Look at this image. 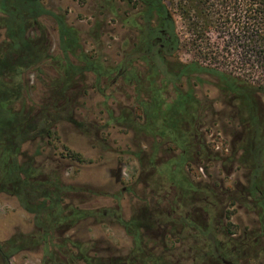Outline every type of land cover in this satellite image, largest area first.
<instances>
[{
    "label": "rangeland",
    "instance_id": "1",
    "mask_svg": "<svg viewBox=\"0 0 264 264\" xmlns=\"http://www.w3.org/2000/svg\"><path fill=\"white\" fill-rule=\"evenodd\" d=\"M42 1L50 10L62 14L64 19L79 32L80 43L88 54L99 57L105 65L110 67L115 66L123 58L127 43L120 47V38L126 35L130 39L133 30L131 27H119L112 22L109 24L110 15L108 12L99 11V0ZM1 16L0 14V22ZM39 23L46 32L51 45L50 53L54 56H62L58 48L55 19L50 15H43L39 18ZM97 24L101 25L102 32L99 30V33L102 34L95 38L92 33ZM5 41H7L6 31L4 26L0 25V53L7 50ZM177 59L186 63L194 58L191 52L183 50L177 53ZM2 61L0 58V76L4 72L0 81L8 84H21L25 77L29 80L30 86L15 87L13 91H10L6 84L0 85V133L1 131L9 132L11 138V136L15 137L17 129L22 130L23 128V137L26 138V123L29 121L35 123L37 129L31 135L32 137L37 135V138L32 144L24 141L20 143L21 154L16 155L17 159L22 163L28 162L35 168L34 177L36 179L53 176L56 170L61 169L64 181L73 187V191H69L65 196L66 203L80 204L94 211L84 220L74 224L66 234L74 241H88L87 248L95 246L96 252H93L94 249H89L84 253L85 256L124 257L128 251H132L134 258L138 256L140 262L154 263L153 259H147V257L155 258L156 252L161 251L159 245L155 243L161 234L158 232L156 234L153 228L146 229L145 226L149 223L153 225V221L161 217L158 212L162 211L163 196L167 195V199L171 197L174 199V196H177L168 183L169 180H173L178 186L186 189L189 188L188 182H193V187L197 189L201 185L200 188L206 191L207 199L212 200L216 205L208 206L211 217L206 221V226L201 223L196 230L185 227L182 232H175L172 237L174 241L166 246L170 249L167 251L168 255H165L164 261L159 264H207L206 259L204 262L192 261L194 255L199 254L197 247H200L203 238L206 237L208 241V237H214L216 241L224 240L228 243L248 241V235L243 234H245V227L249 221L250 264H264V238L257 236L259 224L253 205L250 204V219L244 211H241L237 224L238 218L236 219L235 215L232 216L233 203L231 201L235 195L232 187L235 178L229 174L232 164L241 162L238 161L240 156L235 155L237 161L234 162V156L233 158L229 155L227 157L225 153L229 146L235 147L237 141L233 142V140L244 129L234 117V104L227 102L215 86L214 76L199 73L197 78L200 80L192 78V81H189L184 77L180 79L181 90H185L189 85L193 86L194 95L199 104L195 112L191 111L195 114L199 124V138L207 145L204 154L198 156L202 157L201 159L194 158L193 151H190L187 158L188 165L184 167L188 177L187 182L179 176L178 169L168 171L170 162L180 163V158L177 157L180 150L172 144L169 146L170 150L166 151L168 153H165L164 150L168 144L162 147L153 146L154 137L149 134L154 127H160L159 131L166 134L167 131L162 128L164 127L163 122L177 123L179 131H176V127H171L165 140L170 139L178 146L183 145L180 142V133H183V129H180L181 121L190 120L192 113H184V104L180 105V102L172 101L171 98L176 97L177 93L170 90L171 86L169 87L168 82L176 84L173 78L166 75L161 79L160 85L155 86L151 83L155 72L146 69V65L139 61L134 65L139 70L136 83L142 89L137 88L135 83H124L118 78L113 85L107 86L103 92H98L90 87L93 80L92 73L84 72L79 77L82 80L78 82L80 87L75 89L80 88L82 91L84 87L85 91L75 99L77 103L73 107L72 114L74 121L71 122L59 119L60 114H56L53 108L51 89L56 86V70L60 68V62L42 60L37 68H27L24 77L19 78L16 76L17 70H7L2 67ZM72 61L75 62V59L72 58ZM232 61L229 59L226 63L230 65ZM236 61L242 64L238 63L241 68L236 69L237 73L243 77H250L248 66L250 61H247L245 57L235 58L234 62ZM8 62L10 61L5 59L4 64ZM221 65H224L222 60ZM145 92L150 98L149 103ZM136 93L141 98L139 102L135 100ZM103 94L108 97L104 98ZM5 97H8L9 101L5 100ZM164 97L171 101L163 104L162 109L165 112L159 114L157 105L164 102ZM146 104H148L150 113L157 117L149 124H145L143 113H141V108ZM173 106L184 115L179 114L178 111L176 114L167 113L166 109L174 108ZM5 107L8 111L6 114L15 117L14 123L9 127L7 122L11 119L2 110ZM45 121L51 125H47ZM46 128L49 129V136L45 132ZM141 129L150 136L142 133ZM191 137L192 141L196 139ZM37 143H40L38 145H41V149L35 150ZM63 145L80 153L89 162L79 163L70 160L68 151ZM209 156L210 160L207 158ZM150 159L152 162H149ZM201 162L207 165L204 172L199 170L198 165ZM117 175L120 177L119 180L116 179ZM239 175L242 176L240 171ZM221 186L226 191L222 195L218 192ZM225 187L229 189L226 190ZM212 192L216 193V196ZM183 201L185 202L184 208L191 210L194 204L191 197H185ZM114 212L119 217L128 219V224L134 223L130 231L139 230L140 240L137 246L130 233H126L119 222L109 217ZM144 212H150L151 218L143 219V216L146 217L142 214ZM227 213H231L229 218L226 217ZM164 215L166 216L165 213ZM229 221L236 225L234 233L237 238L235 237V240L227 236L225 232L224 226ZM36 231L34 215L24 209L17 197L0 193V243L8 239L18 243L23 240L25 247L11 257L10 264H54L55 260L65 259L54 246L47 248L42 244L25 242ZM53 236L55 242H58L61 237L60 231H53ZM189 246L191 247L190 252L188 251ZM209 247L207 244L206 250ZM128 263L130 264V261ZM70 264H87V262L74 258Z\"/></svg>",
    "mask_w": 264,
    "mask_h": 264
},
{
    "label": "trees",
    "instance_id": "2",
    "mask_svg": "<svg viewBox=\"0 0 264 264\" xmlns=\"http://www.w3.org/2000/svg\"><path fill=\"white\" fill-rule=\"evenodd\" d=\"M135 1L141 3L140 6L138 5V11L134 12L137 26H131L133 34L130 42L127 43L123 58L115 66L110 67L105 65L99 57L88 54L80 43L79 32L65 22L62 14L47 8L42 0H0V9L6 15L0 25L4 26L7 38L5 41L7 50L0 53V58L3 60L1 66L7 70H18L37 68L42 60L58 61L63 70V92L69 94L73 87L78 97L84 92L80 88H75L80 87L78 82L82 80L79 77L84 72L92 73L93 80L90 85L98 92H103L118 78L124 83H135L136 87L140 88L136 83L139 70L134 65L139 61L146 65V69L155 72L151 78V83L155 86L160 85L161 79L168 75L176 81V84L168 82L169 87L171 86L170 90L177 93L175 99L171 98L172 101L180 102V105L184 104V113H192L190 120L181 121L180 129H183V133H180V142L183 145L178 146L170 139L167 141L168 147L173 144L180 150L177 154L180 163H175L185 166L188 165L187 158L190 151H193L194 158L203 155L204 152L197 149L199 146L197 140L201 142L198 133L199 124L192 112H195L199 101L195 98L192 85L181 90L180 79L184 77L189 81H192V78L200 80L197 78L199 73L214 76L215 86L224 95L225 100L235 106L234 117L243 126L244 131H250V204L260 218V223L264 225V0ZM99 11H103L101 7ZM26 15L29 18L28 26L24 24ZM43 15H50L55 19L58 48L62 53L60 57L50 53L51 45L39 23V18ZM100 28V24L94 27L92 34L95 38L102 34L99 33V30L102 32ZM26 36L29 37L26 38ZM183 50L191 52L194 59L186 63L179 61L177 53ZM239 57H245L247 61H250L248 65L250 77H243L237 73L236 69L241 68L242 64L234 60ZM5 59L10 62L4 64ZM229 59L233 60L230 65L226 63ZM221 60L224 61V65H221ZM238 63L241 65L238 66ZM51 91L53 108H56L55 88ZM103 96L108 97L106 94ZM146 96L149 103L150 98L147 93ZM164 98V102L157 105L159 114L165 112L162 109L163 104L171 101ZM135 100L141 101L137 93ZM76 103L77 101L74 105ZM74 105L68 99L64 100L59 117L73 122ZM141 109L145 124L156 120L157 117L150 113L148 104ZM174 109L175 107L166 110L167 113L176 114L178 110L174 111ZM2 110L11 119L7 122L9 127L14 123L15 117L6 114L8 113L6 107ZM179 114L184 115L181 112ZM45 123L51 125L47 121ZM163 125L162 128L167 131L166 134L159 131L160 127L154 126L153 131L149 133L154 137L155 142L165 140L171 127H176V131H179L177 123L163 122ZM32 128H36L35 123ZM45 132H49V129L46 128ZM16 133L15 137L11 136V138L9 132L1 131L0 133V193L15 195L24 209L34 215L37 231L32 233L25 242L57 248L65 259L55 260L54 264H70L74 258L85 260L87 264H125L126 256H85L84 253L94 249L95 246L87 248L88 241H74L66 235L74 224L84 220L94 211L80 204L66 203L65 196L69 191H73V187L64 181L63 176L59 179L58 172H54L53 176L45 179H36L35 168L30 163H22L17 159L16 155L21 154L20 143L24 141L23 128L17 129ZM149 134L146 133V135ZM191 136L196 139L192 141ZM202 143L205 144L203 141ZM63 147L68 151L70 160L79 163L89 162L80 153L68 149L65 145ZM233 156V161L236 162L235 155ZM207 158L210 160V156ZM241 158L240 156L238 161L245 162ZM198 166L207 169V165L203 162ZM117 216V220L123 225L124 222L119 220V215ZM229 216L230 213H227L226 217L229 218ZM235 227L236 225L230 221L224 226L229 237L234 233ZM57 230L60 231L61 237L58 242H55L53 231ZM128 233L134 235L137 246L140 240L139 230L128 231ZM20 241L18 243L8 239L0 244V250L5 254L6 260L25 248L23 240ZM217 243L214 237H208L207 244L210 247L206 250L207 264L218 263L215 252ZM149 257L147 259H153L155 264H159L156 258ZM138 261L139 263L136 262V264H147L145 261L140 262V259Z\"/></svg>",
    "mask_w": 264,
    "mask_h": 264
},
{
    "label": "flooded vegetation",
    "instance_id": "3",
    "mask_svg": "<svg viewBox=\"0 0 264 264\" xmlns=\"http://www.w3.org/2000/svg\"><path fill=\"white\" fill-rule=\"evenodd\" d=\"M140 2H136L135 0L133 1H128V0H99V7H101V9L103 11L109 12L110 14V19L108 20L109 24L112 22L114 24H117L119 27L125 28V27H136L137 23L135 21L136 19V14L134 12L138 11V5L140 6ZM128 13V14H127ZM129 13H132L131 15ZM0 14L2 15L1 18L3 21L4 17L6 16L3 11L0 9ZM65 20V19H64ZM65 22L68 25L69 24L68 21L65 20ZM24 24L26 26L29 25V18L26 15ZM29 36H26V38H28ZM130 39L126 37V35H123L120 38V47H123V45H125L126 43H129ZM61 51V50H60ZM25 70H27V68H20L16 71V76L20 78V76H22V78L24 77V73ZM57 72V80H56V86H55V91H56V114H61L62 113V108H63V102L64 100H69L71 101V103L74 105V100L76 99L77 91H75L73 89V87L70 90L69 94H65L64 91V84H63V70L62 68H59L58 70H56ZM4 75V72L1 73V76ZM0 76V77H1ZM0 85H2V81H0ZM23 83H4L7 85L8 88H10V91H13L15 89V87H29L30 86V82L28 79H22ZM88 87V85H87ZM91 88H93L92 85H90ZM83 92L85 91L84 89L82 90ZM75 96V97H74ZM74 97V100H73ZM5 100L9 101L8 97L4 98ZM59 119H61V117H59ZM33 124L34 122H27L25 125L26 128V135L27 137L24 138V142H28L29 144L34 143V140H36L37 135L35 137H32L31 133H35L36 129H33ZM142 133L146 134L145 131H141ZM49 132H46V134H48ZM49 136V134H48ZM40 139V138H39ZM235 140L237 141V143L234 145L235 147H230L226 148V156H233L236 155V157L241 156L242 160L245 162L240 163H235L232 164V168H231V172L229 175L234 176L235 180L233 179V193L235 194L234 197L232 198V216L235 215L236 219L238 218V222L239 223V215L242 213L241 211H244V213L246 214V216L250 219V131H241L237 137L233 140V142H235ZM199 143L198 146V151H202L205 152L206 151V144L202 143V140L200 139L201 142H199V140H197ZM155 146H161L164 144H168V142L166 140L163 141H157L155 142ZM40 143H37L35 146V150L37 149H41V145H38ZM154 147V148H156ZM158 149H156L157 151ZM170 150V148L168 147V145L165 147V153H168L166 151ZM217 152V151H216ZM14 153V152H13ZM15 155V153L13 154ZM238 155V156H237ZM171 163V162H170ZM185 165L184 164H177V163H171V165H169V169L168 171H176L178 169V174H180L179 176L181 178H183L185 181H187V175L185 173L184 170ZM183 168V169H182ZM199 170L201 172L206 171V169L204 167H199ZM239 171L241 172L242 176L239 175ZM57 176L59 177V179L62 178V170L59 169L58 171L56 170L55 173H57ZM237 172V173H236ZM33 176V175H30ZM243 177V179H242ZM116 179L119 180L120 177L117 175ZM201 180V179H200ZM188 182V181H187ZM170 184V188L174 189L177 196H174V199L171 197L169 199H167V195L163 196L162 198H164V204H162V211L160 210L158 213L161 215V217L156 218L153 222V225H151L149 223V225L146 224L145 228L146 229H154L155 233L157 234L160 233L161 237L157 239V241H155V243H157V245H159V247L161 248V251L156 252V262L161 263L164 261L165 255L167 254V251H169L170 249L166 246H168V243H171L174 241V239L172 238L173 235L175 234L176 231H181L185 229V227H191L193 229H198L201 225V223H203L204 226L207 225V220L208 218L211 217V214L208 211V206H212V205H216L215 202H212V200H208L207 199V195H206V191L205 189L203 190L202 188L197 189L196 187H193V182H188L189 184V188H185V187H180L178 186V184L176 182H174L173 180H169L168 182ZM198 183H202V181H198ZM226 190H228V187H225ZM186 191V193H185ZM219 194H223L226 193V191H224V187L221 186L219 191ZM213 193V192H212ZM216 193H213V195ZM185 197H191V200L194 202L192 209L191 210H187L186 208H184V204L185 202L183 201L185 199ZM226 199V198H225ZM177 200V201H176ZM199 204V205H197ZM191 208V207H190ZM227 208V207H226ZM164 213L166 214V216L164 215ZM104 214L106 215V213L104 212ZM143 215H145L146 217L143 216V219L146 218H151V214L150 212H144L142 213ZM231 214V213H230ZM110 218L114 219L115 221L119 222L118 216L116 214V212H114L113 214L109 215ZM213 218V217H212ZM259 217H257L258 220V232H257V236L258 237H262L264 238V225H262L259 221ZM120 221H123L124 224L121 226L123 227V230L128 233V231H130L132 227H134V223H130L128 224V219L123 218L122 216L119 217ZM151 225V226H150ZM239 226V225H238ZM148 227V228H147ZM150 227V228H149ZM205 227H203L204 229ZM245 234H243L244 236H247L248 241H242L241 243H228L224 240H219L218 243L215 246V252H216V257H217V262L219 264H250V221L249 224L245 227ZM235 234L236 233H232L230 237H232L233 240H235ZM227 236H229L226 233ZM133 242L135 243V239H134V235L130 234ZM237 238V237H236ZM206 237L203 238L202 243L200 245V247H197L198 249V256L194 255V257L192 258L193 262L199 261L200 262H204L205 258H206ZM3 244V243H0ZM161 245V246H160ZM229 247H231V249H229ZM229 249V250H228ZM191 247L189 246L188 251L190 252ZM166 252V254H165ZM126 256V261L125 264L128 263V261H130V264H135L136 262L139 263V259L134 258L132 251H128L127 254H125ZM12 257V256H11ZM11 257L9 259L6 260L5 258V254L0 250V264H10L11 263Z\"/></svg>",
    "mask_w": 264,
    "mask_h": 264
},
{
    "label": "crops",
    "instance_id": "4",
    "mask_svg": "<svg viewBox=\"0 0 264 264\" xmlns=\"http://www.w3.org/2000/svg\"><path fill=\"white\" fill-rule=\"evenodd\" d=\"M141 130H142V129H141ZM150 161L152 162V160H151V159L149 160V162H150ZM171 163H173V162H171ZM14 196H15V195H14ZM15 197H16V196H15ZM17 199H18V198H17Z\"/></svg>",
    "mask_w": 264,
    "mask_h": 264
}]
</instances>
